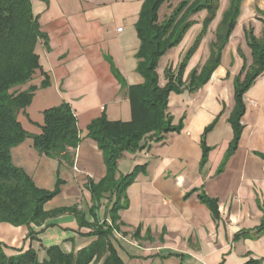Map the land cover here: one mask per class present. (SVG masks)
<instances>
[{"label": "crops", "instance_id": "obj_1", "mask_svg": "<svg viewBox=\"0 0 264 264\" xmlns=\"http://www.w3.org/2000/svg\"><path fill=\"white\" fill-rule=\"evenodd\" d=\"M143 1L32 0L33 13L39 16L40 29L46 34L36 50L49 84L34 93L36 113L32 107L27 111V106L18 119L26 131L38 134L43 110L65 101L76 116L81 136L73 150L72 164L40 154L31 138L10 150L12 163L22 168L39 188L53 190L60 181L58 194L44 204L46 211L76 206L86 221H92L87 184L90 179L101 180L106 168L102 152L86 135V128L102 113L109 120L131 119L127 88L143 82L136 70L140 39L135 28ZM241 9L222 49L220 63L208 81L193 92L184 89L178 94L169 93L167 111L172 124H180L181 129L168 131L161 140L154 141L155 147L142 160L145 175L125 190V213L141 214L149 227L163 232L162 247L176 254L173 262L166 264H245L249 260L264 264V230L256 232L264 223V72L243 94L241 131L235 149L228 154L233 138L228 121L235 105L233 80L244 62L251 63L244 29L251 25L254 35H261L259 18L264 0H241ZM193 20L194 25L175 46L174 59L163 55L157 66L173 69L179 64L201 29L199 22ZM212 40L214 35L207 30L186 65L183 80L193 67L199 70L204 64ZM42 79L39 74L34 84L39 85ZM203 135L208 151L202 162ZM142 141L143 147H150L153 142ZM140 153L125 151L119 159L122 165L125 163V170L119 172L131 171ZM200 193L216 200V217L199 199ZM121 219L128 232L137 223L136 218ZM32 228L37 232L33 240L27 237L26 226L0 222V244L5 252L14 255L32 247L42 261L49 246L76 253L95 240L92 228L79 225L69 211L48 217L42 225ZM128 232L121 237L134 246L132 232ZM113 235L110 241L120 259L126 264H142L132 259L136 257L134 252L118 246ZM141 243L143 252L152 245L146 240Z\"/></svg>", "mask_w": 264, "mask_h": 264}, {"label": "trees", "instance_id": "obj_2", "mask_svg": "<svg viewBox=\"0 0 264 264\" xmlns=\"http://www.w3.org/2000/svg\"><path fill=\"white\" fill-rule=\"evenodd\" d=\"M166 0H144L135 23L140 45L136 53V70L143 77L141 84L127 88L130 100L131 119L129 121L109 120L104 113L92 119L87 125L86 135L92 138L101 150L106 168L104 177L98 182L88 181L91 194L89 214L91 222L76 206L58 208L50 211L44 204L59 192L57 180L53 190H46L35 185L32 178L11 161L10 150L26 138H31L34 148L50 158L72 164L74 149L81 140L76 123V116L69 103L43 110V123L38 134H30L18 119V114L30 104L34 92L49 84L48 76L42 71L40 56L36 46L46 34L40 30L38 17L33 13L32 0H0V222L14 226L27 227V237L36 238L33 226H40L51 216L66 211L74 213L79 225L92 228L97 238L76 253H65L57 245L45 248L46 257L39 261L34 248L29 247L14 255H8L0 244V264H96L104 257L101 264H124L110 241L112 230L104 222H99L97 207L103 194L116 193L125 195L126 187L134 181L139 172L145 171V164L136 165L131 171L120 174L117 161L125 151L135 152L143 148L142 140L159 141L168 131H179L181 125H173L167 111L170 92H189L202 87L220 63L222 49L228 42L239 15L241 0H229L227 9L216 27L215 37L209 44V56L198 70L193 67L185 80L183 73L186 65L205 35L208 24L215 16L219 0H179L172 11L158 22V9ZM207 11L202 28L192 45L176 68L165 67V86L158 85L156 66L159 58L171 47L176 46L184 34L195 23L192 15ZM262 33L255 36L253 27L244 29L246 44L250 49L251 63L242 65L234 77L233 89L235 105L228 117L233 130L228 154L237 145L241 131L240 117L244 111L243 94L252 85L257 76L264 72V10L260 11ZM114 75L122 82L116 70ZM43 75L39 85L32 83L33 78ZM215 123V121H214ZM206 128L208 131L213 124ZM203 148L202 162L208 151L201 137ZM186 196V195H185ZM199 199L208 205L212 215H218L217 202L204 194ZM264 230V223L256 232ZM245 264H257L249 260Z\"/></svg>", "mask_w": 264, "mask_h": 264}, {"label": "rangeland", "instance_id": "obj_3", "mask_svg": "<svg viewBox=\"0 0 264 264\" xmlns=\"http://www.w3.org/2000/svg\"><path fill=\"white\" fill-rule=\"evenodd\" d=\"M178 1L179 0H166L160 6V8L158 9V13H157L158 22H161L164 17L169 15V13L172 11V8L174 7L175 4H177ZM229 2H230L229 0H219L218 7L215 11V16L210 21V23L208 24L207 30H209L210 34H213L214 37H215L216 27H217V25H218V23L222 17L223 12L227 9ZM240 10H242L241 9V3H240L239 12H240ZM206 16H207V11L204 9V10H201V11L195 13L194 15H192L191 19H196L199 22L198 25H200V28H202V23L204 22ZM216 16L218 18L215 20ZM37 17H38V24H39V16L37 15ZM237 20H238V17H237L236 21ZM39 27H40V25H39ZM211 30H213V32H211ZM210 37H212V36H210ZM169 49H171L172 51H170L168 54H166V52H165L163 55H166L167 58L172 57L174 59L173 54L175 52V46H173ZM157 65H158V63H157ZM176 67H174V68H176ZM156 72L158 75V85L160 87L165 86V84L167 82V79L165 77V67L156 66ZM34 81H36V77L33 78V80L31 82L34 83ZM173 93L178 94L176 92H173ZM33 97H34V95H33ZM33 97H32V99H33ZM35 101L36 100H31L30 104L27 107V111H28V109H31V107H32L33 114H35L37 111L36 110L37 106H36ZM172 111H173V114H175L176 111L174 109H172ZM152 141H150V142H152ZM154 143L155 142L153 141L151 143L150 147L146 146V147H143V148L135 151V152H141V153L138 154L139 155V156H137L138 161H136L134 163L132 168H134L136 165L144 164V163H142L143 157L149 155V152H151V149H153L151 147L154 146L153 145ZM141 144H143V141H141ZM135 152H132V153L134 154ZM119 159L117 161L118 173H120L119 169L125 170V166H126L125 163L122 165L119 162ZM120 174H123V173H120ZM140 175H145V173L143 171L137 173L134 177V180H136V178H139ZM88 191L90 192L89 189H88ZM152 199H154L153 193H152ZM126 203H127V200H126L125 195L119 196L116 193H107V194H103V196L100 197L99 206L97 207V210H96L97 217L99 218V222H104L106 225H108L110 227V229L112 230V235L115 233L113 236H114L115 240L119 241L118 242L119 244L117 243V241H115L117 243V245L120 246L121 248H123L124 251H127L129 253L134 252L133 254H135L136 257H133L132 259H134L135 262H136V260H138V262H141L142 264H166V262H171V261L173 262V257H176V254L174 252H169L162 247L163 232L162 231L160 232V231L154 229V227H152V226L149 227L150 226L149 222L144 221L142 218L143 216L141 214H137L134 216L131 213L130 214L125 213L126 212L125 206L127 205ZM153 203L156 204V202H154V201H153ZM153 203H152V205H153ZM122 217H124V219H127V218L129 219L130 217H131V219L136 218L137 223L135 224V226L133 228H131L132 231L128 232L126 230L127 228L125 226H123L125 221H123L121 219ZM157 228H159V227H157ZM152 229H153V231H152ZM127 232L128 233L132 232L130 234V236H132L131 240H133V242H135L134 246H133V244L127 243V241H125L123 239V237H121V236H123V234H126ZM92 236H94L95 239L97 238V236L94 234H92ZM117 237H119V238H117ZM145 240L147 242H150V245L151 244L152 245L149 247V249H147L146 252H143V250L140 249L139 247H140V245H143V243H141V242L145 241ZM123 263L126 264L124 261H123Z\"/></svg>", "mask_w": 264, "mask_h": 264}, {"label": "built area", "instance_id": "obj_4", "mask_svg": "<svg viewBox=\"0 0 264 264\" xmlns=\"http://www.w3.org/2000/svg\"><path fill=\"white\" fill-rule=\"evenodd\" d=\"M118 30H121V28H118Z\"/></svg>", "mask_w": 264, "mask_h": 264}]
</instances>
